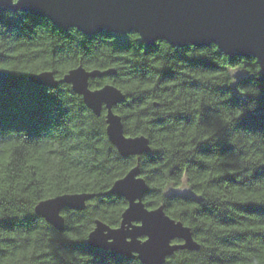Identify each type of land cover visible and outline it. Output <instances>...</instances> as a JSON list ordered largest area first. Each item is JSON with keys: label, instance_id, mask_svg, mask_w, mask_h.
I'll use <instances>...</instances> for the list:
<instances>
[{"label": "trees", "instance_id": "trees-1", "mask_svg": "<svg viewBox=\"0 0 264 264\" xmlns=\"http://www.w3.org/2000/svg\"><path fill=\"white\" fill-rule=\"evenodd\" d=\"M79 65L114 69L90 79L127 96L116 107L128 135L151 151L123 156L71 84L31 83ZM139 165L146 206L191 227L199 249L164 264H264V73L253 56L217 45H147L136 32L87 35L30 12L0 9V264H145L87 241L96 220L118 226L128 205L110 193ZM186 185V192L174 188ZM96 195L65 208L64 231L36 212L64 193Z\"/></svg>", "mask_w": 264, "mask_h": 264}, {"label": "water", "instance_id": "water-1", "mask_svg": "<svg viewBox=\"0 0 264 264\" xmlns=\"http://www.w3.org/2000/svg\"><path fill=\"white\" fill-rule=\"evenodd\" d=\"M0 9L22 10L50 19L64 29L77 27L91 36L102 32H136L147 45L166 40L172 46L217 45L225 54L257 59L264 73V0H0ZM114 69H87L79 65L61 78L53 70L28 76L31 83L57 87L71 84L96 115L106 109L107 134L121 155H142L151 151L149 138L128 135L123 117L115 109L126 94L115 84L93 88L90 79L103 77ZM149 184L139 165L116 179L110 193L128 201L120 225L96 220L88 235L94 247L118 254L137 256L145 264H164L179 249H199L191 227L171 217L163 206L149 208L144 198ZM96 194L64 193L41 200L36 212L64 231L65 208L82 210Z\"/></svg>", "mask_w": 264, "mask_h": 264}, {"label": "rangeland", "instance_id": "rangeland-1", "mask_svg": "<svg viewBox=\"0 0 264 264\" xmlns=\"http://www.w3.org/2000/svg\"><path fill=\"white\" fill-rule=\"evenodd\" d=\"M175 191H180V192H186L188 190L186 185H181L176 188H174Z\"/></svg>", "mask_w": 264, "mask_h": 264}]
</instances>
